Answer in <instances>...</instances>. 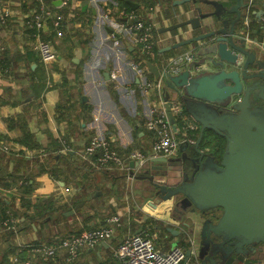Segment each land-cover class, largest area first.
I'll use <instances>...</instances> for the list:
<instances>
[{
	"label": "crops",
	"instance_id": "0c3cea01",
	"mask_svg": "<svg viewBox=\"0 0 264 264\" xmlns=\"http://www.w3.org/2000/svg\"><path fill=\"white\" fill-rule=\"evenodd\" d=\"M5 1L11 19L7 26L0 25V43L7 48L0 54V147H7L0 148V210H7L1 221L13 219L16 229L0 234V264H120L114 251L130 233H143L164 252L175 245L197 248L199 229L190 235L172 233L168 228L177 226L172 215L165 214V206L154 209L137 195L134 175L139 169L130 163L138 159H131L130 153L139 150L151 155L154 135L146 127V117L153 104L162 105L163 94L158 88L144 91L132 68L138 60L137 47L129 34L117 30L116 19L105 20L103 14L111 8L113 15L136 16L139 9L137 16L154 27L157 52L148 57L160 65L161 60L189 51L163 53L162 49L198 32L190 26L172 32L160 29L188 19L201 3L204 11L213 6L201 0L180 5L170 0L172 6L168 0H157L154 6L132 0L138 6L126 11L118 9L115 0ZM42 1L51 12L42 28L45 36L52 37L57 18L63 30L62 36L52 38L58 59L48 64L33 49L34 32L26 27ZM247 13L249 32H256L264 22V0H253ZM259 41L258 48L264 50V35ZM146 74L155 79L150 70ZM93 136L104 137L129 169L94 168L91 160L97 155L93 159L83 155ZM179 155L178 149L173 157ZM115 215L121 224L114 237L84 248L76 259L70 260L64 251L44 260L34 249L105 226ZM257 258L264 256L245 255L240 264H260ZM235 260L233 264H239Z\"/></svg>",
	"mask_w": 264,
	"mask_h": 264
},
{
	"label": "water",
	"instance_id": "95a60500",
	"mask_svg": "<svg viewBox=\"0 0 264 264\" xmlns=\"http://www.w3.org/2000/svg\"><path fill=\"white\" fill-rule=\"evenodd\" d=\"M189 1L197 2L175 0L174 5ZM201 1L214 11L197 6L188 19L160 29L209 28L161 51L189 48L190 61L164 76L161 90L173 130L181 123L170 105L177 96L187 116L200 125V135L193 144L182 140L179 156H155L130 165L139 169L134 175L138 197L154 209L164 205L165 214L172 215L177 227L169 231L190 235L199 229L198 246L185 251V264H224L233 255L263 251L264 107L254 105V98L264 100V50L235 30L246 0H232L227 12L237 17L230 28L220 18L222 2ZM144 63L159 79L160 66L151 60ZM217 135L226 141L221 156L203 144L204 139L212 144Z\"/></svg>",
	"mask_w": 264,
	"mask_h": 264
},
{
	"label": "built area",
	"instance_id": "2783aa9c",
	"mask_svg": "<svg viewBox=\"0 0 264 264\" xmlns=\"http://www.w3.org/2000/svg\"><path fill=\"white\" fill-rule=\"evenodd\" d=\"M5 0H0V25L7 26L11 19V12L7 8ZM253 4V0L248 2V8ZM250 12V11H249ZM51 12L46 9L43 1L40 3L37 13L26 22V27L34 32L33 49L38 54L40 60L47 64L57 60L58 52L53 43L41 37V30L44 23L50 18ZM127 16V21L122 20ZM111 17V16H110ZM106 13L103 14L105 20L111 19ZM115 26L119 32L129 34L132 41L137 47V61L132 63V68L137 71L142 80L144 91H149L158 88L161 90L163 77L170 72L180 70V66L190 61L189 53L178 55L170 60L160 61V78L147 79L145 70L148 68L144 61L148 59L155 45L153 37L154 27L147 23L137 15H126L121 13L115 15ZM247 23V20L245 21ZM25 27V23H24ZM54 28L58 36L63 35L61 18L54 20ZM115 36V33L112 35ZM6 50V46L0 43V54ZM116 77V74H112ZM171 111L176 119L180 120L183 125V136L179 139L174 134L171 124L166 115L165 102L162 105L153 104L149 109L146 117V127L153 132V141L151 145L152 154L149 156L142 151L135 150L130 153L131 159L145 161L150 157L164 156L171 157L178 151L182 140L188 139L190 142L193 139L188 135L191 122L184 111L177 96L170 99ZM4 147L1 145V149ZM98 152V154H97ZM83 155L87 159H93L97 155L96 160H91L96 169H118L127 171L129 169L128 162L114 150L109 142L101 136L92 138L86 145ZM113 167V168H111ZM120 216L111 217L108 224L97 229L85 230L80 234H69L51 243H41L35 246V251L41 255L44 260H49L57 257L62 252L68 254L70 260L76 259L84 248L95 247L102 242L110 241L116 232V226L120 225ZM16 229V222L13 219H7L0 222V234L7 230ZM186 249L181 245H175L169 251H161L157 248L154 241L143 233H130L118 245L114 251V257L120 264H181L185 259ZM264 264V261H260Z\"/></svg>",
	"mask_w": 264,
	"mask_h": 264
},
{
	"label": "flooded vegetation",
	"instance_id": "af4514ba",
	"mask_svg": "<svg viewBox=\"0 0 264 264\" xmlns=\"http://www.w3.org/2000/svg\"><path fill=\"white\" fill-rule=\"evenodd\" d=\"M224 5V7H221L220 8V11H221V15H220V18H222V20H227L228 21V23H229V28H230V26H231V21L232 20H234L236 17H237V15L236 14H229L227 11L229 10V8L231 7V3L232 2H222ZM202 4V3H201ZM201 4H199L198 6L199 7H202L203 8V6H201ZM197 7V6H196ZM246 10V7H244L241 11V17H240V19H239V21L236 23V31L237 32H239L240 33V35L242 36V37H245L247 40H248V42L250 43V45H252V46H256L257 44H258V42H260L257 38H252L251 37V32H249L250 31V28H249V25L247 24H245L244 23V20H243V18H244V13L246 12L245 11ZM212 11H214V7H209V11L208 12H212ZM214 20H215V17H214ZM264 20V19H263ZM216 21V20H215ZM217 22V21H216ZM261 27L262 26H264V22H262L261 21ZM260 27V26H259ZM202 31H199L198 30V32H197V34H201V33H206L208 30H209V28H203V29H201ZM254 32V31H253ZM257 32V31H256ZM153 33H154V31H153ZM196 34V35H197ZM155 46V45H154ZM264 56V55H263ZM258 81H259V79H257ZM261 81V80H260ZM254 105H258V106H263L264 107V100H262V99H259V98H254ZM229 110H233V108H232V106H230V108H229ZM190 120V122H191V125H190V127H189V132H191L192 133V139H193V141L191 142V144H193V143H195L196 141H197V139H198V137H199V135H200V129H201V127H200V125L195 121V120H193L192 118H189ZM173 129V128H172ZM177 134H179L178 135V138L179 139H181L182 138V136H183V125H182V123H180L178 126H177V131H175ZM206 138V137H205ZM211 142H212V144H210L209 142H207L206 141V139H204L203 140V144H205V146H207V147H210L209 149H207V150H213V149H215V151H214V153L216 154V155H218V156H221V154L223 153V151H224V149H225V146H226V141H225V139L223 138V137H220V136H214L211 140H210ZM182 142V141H181ZM223 146V150L221 151V152H217V150H218V148L219 147H222ZM179 149V148H178ZM180 150V149H179ZM172 157V156H171ZM262 247L264 248V244H262ZM257 252V251H256ZM256 252H252V253H256ZM262 253V252H261ZM260 253V254H261Z\"/></svg>",
	"mask_w": 264,
	"mask_h": 264
},
{
	"label": "trees",
	"instance_id": "16d2710c",
	"mask_svg": "<svg viewBox=\"0 0 264 264\" xmlns=\"http://www.w3.org/2000/svg\"><path fill=\"white\" fill-rule=\"evenodd\" d=\"M116 2H117V6H118V9H120V10H126V11H131L132 10V5H131V3H130V1H132V0H115ZM137 1H139V2H144V4L146 5V6H154V5H156V3H157V0H137ZM168 3L172 6V2L170 1V0H168ZM138 11H139V9H136L135 10V12L137 13V15H138ZM252 29V28H251ZM43 31V30H42ZM47 33L46 32H44L43 31V35L45 36ZM54 35H56V32L54 31V34L52 35V37H46L45 36V40H48V41H50V39H51V41L50 42H52V38H53V36ZM263 35H264V26H262L261 27V25H260V27H258V29H257V32H251V37L252 38H257V39H259V40H262V38H263ZM157 48L154 46V48H153V54H155L156 52H157V50H156ZM151 61H155L154 59H151V58H149ZM19 141L20 142H25V139L24 138H21V139H19ZM223 150V146L222 147H219L218 148V150H217V152H221ZM95 168V167H94ZM29 185V184H28ZM28 187V186H27ZM7 217V210L5 209V208H2L1 210H0V222H1V220H3V219H5ZM80 234V233H79ZM264 244V243H263ZM260 251H257L256 253H250L249 255L251 256V255H253V254H257V255H260ZM264 253H261V255H263ZM249 255H247V256H249ZM245 257V255H242V254H240V255H233V256H231L224 264H233L236 260V258H237V261H239V264L241 263V261L243 260V258ZM261 257V256H260ZM258 259V258H257ZM260 261H264V258H259L258 260H257V262L259 263Z\"/></svg>",
	"mask_w": 264,
	"mask_h": 264
},
{
	"label": "rangeland",
	"instance_id": "374dc122",
	"mask_svg": "<svg viewBox=\"0 0 264 264\" xmlns=\"http://www.w3.org/2000/svg\"><path fill=\"white\" fill-rule=\"evenodd\" d=\"M249 1H250V0H247V1H246V4H247V5H246V10H245L246 12L244 13V18H243L244 23H245L246 20H249V19H250V17H248V19L246 18V16H249V13H247V11H250V10H251V7H252V6H251L250 8H248V2H249ZM109 9H111V8H109ZM109 9H107V12H104V13H106L108 17L111 16L110 18H113V19H114V18H115V15H113V11H111V10H109ZM245 24L247 25V23H245ZM134 44H135V43H134ZM135 46H136V45H135ZM6 49H7V48H6ZM57 59H58V58H57ZM146 60H150V59H146ZM47 64H48V63H47ZM146 66H147V65H146ZM147 68H148V67H147ZM148 70H149V68H148ZM135 71H136V70H135ZM136 72H137V71H136ZM112 74H113V73H112ZM112 74H111V76H112ZM115 74H116V73H115ZM137 75H138V73H137ZM145 75L147 76V74H146V70H145ZM138 76H139V75H138ZM112 77H113V76H112ZM113 78H117V74H116V77H113ZM139 78H140V77H139ZM140 79H141V78H140ZM147 79H149V78L147 77ZM149 80H150V79H149ZM155 80H156V79H155ZM161 88H162V87H161ZM163 101H164V100H163ZM173 132H174V134H176V132H175L174 130H173ZM183 132H184V131H183ZM183 132H182V133H183ZM188 135H189L191 138L193 137L191 132H188ZM176 136H177V134H176ZM94 137H96V136L91 137V138L89 139V141H90L92 138H94ZM177 137H178V136H177ZM89 141H88V142H89ZM88 142H87V143H88ZM87 143H86V145H87ZM86 145H85V147H86ZM3 146H4V147H2V150L5 151V150L7 149V147H6L5 145H3ZM85 147H84V149H85ZM206 148L209 149L210 147H207V146H206ZM210 149H211V148H210ZM213 151H215V149H213ZM83 152H84V151H83ZM97 154H98V152H97ZM151 154H152V151H151ZM95 168H96V167H95ZM98 170H100V169H98ZM101 170H106V169H101ZM115 216H116V215H115ZM117 216H118V215H117ZM112 217H114V216H112ZM110 218H111V217H110ZM110 218H109V219H110ZM109 219H108V220H109ZM120 224H121V221H120ZM117 227H118V226H116V228H117ZM262 253H264V248H263ZM263 256H264V254H263Z\"/></svg>",
	"mask_w": 264,
	"mask_h": 264
}]
</instances>
